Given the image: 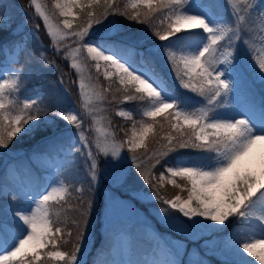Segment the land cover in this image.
Instances as JSON below:
<instances>
[{"label":"snow or ice","instance_id":"6c2138e0","mask_svg":"<svg viewBox=\"0 0 264 264\" xmlns=\"http://www.w3.org/2000/svg\"><path fill=\"white\" fill-rule=\"evenodd\" d=\"M225 3L229 17L221 14L219 0L198 3L127 0L123 8L118 0H54L58 15L64 17L57 23L53 20L55 12L50 15L45 5L31 0L56 52L61 51L63 41L72 40L76 45L65 44L69 51L62 58H70V67L78 74L84 112L64 107L55 97L50 101L39 94L21 97L27 82L24 67L3 68L0 70V149H8L17 137L37 136L38 142L45 146H66V165L73 164L77 156L84 160L88 189L86 192L83 186L76 188L78 195L72 198L75 203L69 201L68 184L60 179L45 185L42 191L5 193L0 200V264L52 261L81 264L95 204L92 189L99 182L98 157L119 161L124 158L125 144L129 152L138 149L147 152V141L157 136L163 141L158 149L139 163H135V156L133 159L138 174L152 187V197L165 206L158 211L160 219L195 239L208 228L222 230L218 226H226L230 218L236 217L239 227L224 242L223 254L229 258L221 264H254L248 256L264 264V104L258 117L251 111L227 110L246 76L254 75L264 83V0H225ZM81 15L86 17L85 23L73 30L74 21ZM109 16H124L144 24L158 41L166 43L141 49L136 44L112 40L110 36L95 38L93 27L103 25ZM3 21L0 14V25ZM109 23V31L113 35L119 33V25ZM38 28L39 25L34 26ZM3 47L6 46L0 49ZM17 47L13 46L12 64H19L24 51L22 47L17 51ZM84 52L86 60L95 62L96 73L103 68V77L109 81L107 86L91 83L93 77L87 71L88 65L77 60ZM161 53L180 87L202 98L199 106L181 99L156 70L154 57ZM45 59L41 53V61ZM113 77L120 85L114 91ZM60 82L63 84V79ZM105 101L141 102L139 114L147 119L133 121L130 135L125 132L124 141H117L116 133L105 126L96 127L95 141H89L83 128L84 117L102 125L105 117L99 114L106 111ZM116 114L133 119L129 110L121 109ZM58 122H64L67 127L60 128ZM184 150L198 155L178 156L174 162L166 159ZM157 166L163 169L158 177L153 175ZM177 178L184 183H178ZM165 184L181 193L187 192V197L162 196L158 189ZM22 200L28 203L24 205ZM171 210L187 221L179 216L171 218ZM208 243L205 241L204 246ZM69 244L71 251L61 250ZM174 247L178 251L180 242ZM125 264H180V261L172 258L165 246L160 247V258L144 262L130 260ZM190 264L205 262L190 261Z\"/></svg>","mask_w":264,"mask_h":264},{"label":"rangeland","instance_id":"374dc122","mask_svg":"<svg viewBox=\"0 0 264 264\" xmlns=\"http://www.w3.org/2000/svg\"><path fill=\"white\" fill-rule=\"evenodd\" d=\"M38 2L46 6V11H48L50 15L53 12L56 13V15L53 16L54 22L59 23L64 19V17L58 15V10L54 8V0H38ZM192 2L198 3L200 0H192ZM29 5L35 17L43 24L42 19L35 13L34 6H31V0L29 1ZM76 11H78V9ZM69 19H71V17H69ZM11 24L12 21L10 17L4 16L3 24L0 25V27L9 30ZM109 29L110 27H96L92 34L95 38L109 36L111 34ZM44 30L47 34L45 27ZM16 31L18 32L17 29L13 30V32ZM31 31L33 30L31 29ZM161 43L166 42H160L159 44ZM65 44L76 47L75 44H72V40L61 42L60 48L64 50V54L69 51V49L64 47ZM3 46L6 47L2 48L4 59L1 62L0 70L6 67H17V64L11 63L14 59L13 50H9V47L5 44ZM47 49L49 51H54L55 47L53 44H49L47 45ZM242 49L243 46L241 45V50ZM16 50L18 51L19 47H17ZM86 55V52L82 53L77 57V60L88 65L87 71L93 77L91 83L96 84L98 82L101 85V83L105 81L103 77V68L99 74L96 73L93 66L95 62L86 60ZM157 56L162 59L165 70L172 80L179 84L174 78V73L170 70L164 55L161 53ZM65 60H67V62L69 61L68 64L70 66L71 59ZM60 61L63 62L61 58ZM69 72L70 75L68 79L72 85L68 92L73 93L77 98L66 108H76L83 114L84 110L81 107V98L77 86L78 74L72 68ZM96 77H98V81ZM251 79L258 82L260 81L259 78L254 75L246 76L244 81L239 85L235 98L230 99L227 110H235L237 112L251 111L254 112L257 117L259 116L262 105L258 104V106H256L254 104L256 102L255 97L257 96V92L255 87L250 83ZM36 94L44 96L42 91L24 93L20 96H33ZM121 109L128 110L121 105L116 109V112ZM99 115L104 117V113H100ZM123 119L126 123H130L129 130H131L133 120H128L127 118ZM58 124L60 128L67 127L64 122H58ZM101 126L108 127L104 121L102 125H95L91 118L87 116L84 117L83 128L89 141L91 136H94L93 142L95 141L97 133L94 129ZM137 127H139V125H137ZM108 131H110L109 128ZM124 147L128 149L127 144H125ZM66 150L65 147L60 148L57 152L51 153L48 151H37L36 153L30 154L19 153V158L21 160L18 158L19 160L17 162L12 161L8 163L5 166L4 174L0 177V200L4 199L5 193L10 194L12 190H22L31 193L38 190L42 191L45 185L57 179L65 180L66 182V179H64L65 176L61 171L62 167L66 165L64 157ZM123 153L124 148L122 154ZM101 156L98 157L99 182L95 185L96 200L99 205L96 208V212L91 217L85 247L80 256L81 264H86L89 260H91L92 264H100L101 261L105 260L109 262V264H112L113 261H115L116 264H125V262L130 260L141 262L150 261L154 258H160V247L165 246L171 252L172 258L180 261V264H190V261H204L205 264H221L223 260L229 258L223 254L224 242L228 239L233 229L239 227L236 217L230 218L226 226H218L222 228L220 231L208 228L203 232H199L197 238L190 239L183 230L177 229L170 223H166L160 219L158 211L161 207L165 206H160V202L158 206H155V202L158 200L152 197V193L146 188L138 189L133 186L134 188L130 190L128 187L124 186L123 183L126 181L127 177V170L125 165H123L125 157L116 161ZM177 180L178 183H184L179 180V178H177ZM174 191L172 197L177 194H180L182 198L187 197V192L181 193L177 188H174ZM22 203L26 205L28 201L22 200ZM169 215L171 218L179 216L181 220L187 221V218L183 217L175 210H171ZM195 219L201 218L197 217ZM207 223L212 222L208 221ZM205 241H209L206 247L204 246ZM178 242H180V248L177 251L174 246ZM94 251L97 253L93 258L92 255ZM247 259L253 261L254 264H259L258 261H255L254 257L248 256Z\"/></svg>","mask_w":264,"mask_h":264},{"label":"trees","instance_id":"16d2710c","mask_svg":"<svg viewBox=\"0 0 264 264\" xmlns=\"http://www.w3.org/2000/svg\"><path fill=\"white\" fill-rule=\"evenodd\" d=\"M30 0H3V4L0 5V14L4 16H9L12 24L8 29L0 27V46L4 44L9 47V50H13V46L17 45L19 48H24L23 53L19 56V64L17 67L21 65L24 67V71L27 73V82L23 91L20 95L24 93H33L36 91H42L44 94V98L46 101H50L52 98H56L59 102L64 106L68 107L72 102L77 98L73 95V93H69L68 91L71 89V82H69V70L71 69L67 60L62 58L64 54V50H61L59 53L54 51H49L47 49V45L52 44L47 34L45 33L42 22L35 17L32 9H30L29 5ZM121 8H123L124 4L127 0H118ZM201 2V0H200ZM221 7V14L224 17H229V7L225 3L224 0H219ZM79 11V10H78ZM86 17L81 15L80 18L74 21V29L75 30L79 25L85 23ZM112 22L116 25H119L120 31L119 33L113 35L112 33L109 35L112 40H122L124 43L128 44H136L137 47L143 49L147 48L153 44H159L158 41L151 33L149 28L141 23H136L127 20L124 16H109L106 21H104L103 25H95L92 29V33L94 29L97 28H105L111 27L110 23ZM158 23V21H157ZM35 25H39L38 29H34ZM17 29L18 32H13V30ZM31 29L33 31H31ZM41 53L46 57V59L41 61ZM60 58L63 62L60 61ZM4 59V53L2 49H0V65L2 60ZM155 59V67L156 70L163 76L166 80L169 88H171L176 94L179 95L181 99L186 100L189 104L199 106L202 98L197 94L192 93L188 90H185L180 87V85L172 80L170 75L165 70V66L162 63V59L158 56L154 57ZM61 79H63V84H61ZM109 81L105 80L101 83V86H107ZM251 85L255 87L257 92V96L255 97V105L258 106L264 104V83L261 81H255L254 79L250 80ZM113 91L115 88L120 87L118 82H116V78L113 77ZM65 89L68 91L66 92ZM118 98H119V94ZM110 100V96H109ZM141 102H129V103H115L112 102L109 104L108 101H105L104 108L106 111L104 113L105 120L104 122L108 125L110 132L116 133L117 141H124L126 139L125 132L130 135V123H126L123 118L118 116L116 113V109L119 106H124L129 111L133 113V121H140L143 118L139 114V105ZM161 123H164L162 118H158ZM110 121V126H109ZM151 122V121H147ZM167 128V125L165 124ZM157 131L159 132V125H157ZM162 135V133H161ZM90 141L93 142L94 136L90 137ZM40 141V137L37 136L35 138L32 137H17L16 140L12 142L8 149H0V175H2L5 171V165L10 161H18L19 153H36L48 151V152H57L60 148H65L66 146L57 144L53 146H45L43 142ZM159 136L156 138H149L147 141L148 151L145 152L144 149H138L135 153L129 152L127 148L124 147V163L126 167L127 177L126 181L123 183L125 187H128L130 190L135 188L141 189L146 188L150 193H152L153 189L148 184L144 182L142 177L138 174V170L135 167V163H139L143 160L147 155H150L152 151L158 149L160 147V143L163 141H159ZM198 153L184 150L181 152H176L170 154L166 159L169 162H174L178 156H183L185 158H195ZM136 157L135 163L133 157ZM102 157V156H101ZM19 158V159H18ZM21 160V159H20ZM107 161L106 159H103ZM163 169L160 166H157L153 169V175L158 177L160 172ZM63 175L65 176L66 182L69 186V201L75 203V200L72 198L77 196L76 188L83 186L85 191L88 189V179L85 168V163L82 158L78 156L74 158V163L66 165L62 170ZM153 183H157L156 180H153ZM134 186V187H133ZM159 193L166 197L171 198L174 195V187L168 184H165L162 188L158 189ZM91 198L94 200V208L91 214V217L96 212V208L99 203L96 200V188L92 189ZM85 199H88V196H85ZM160 201L155 202V206H158ZM160 206H164L160 204ZM91 221V220H90ZM90 225V224H89ZM75 240V236H73V241ZM72 244H69L62 248L64 251H71ZM95 253V251H94ZM93 253V254H94ZM49 264H62V262H49ZM86 264H91L88 261Z\"/></svg>","mask_w":264,"mask_h":264}]
</instances>
